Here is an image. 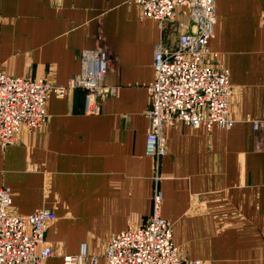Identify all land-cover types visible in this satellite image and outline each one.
Here are the masks:
<instances>
[{
    "label": "crops",
    "instance_id": "obj_1",
    "mask_svg": "<svg viewBox=\"0 0 264 264\" xmlns=\"http://www.w3.org/2000/svg\"><path fill=\"white\" fill-rule=\"evenodd\" d=\"M188 9L161 29L131 0H0V70L66 85L83 54L104 45L111 59L105 83L116 92L87 113L86 91L47 100L48 122L0 145V187L11 212H55L44 264L79 254L106 264L110 236L146 224L157 187L161 215L184 259L203 264H264V0H216L209 47L220 54L233 87L231 128L167 125L163 177L146 155L158 44L175 45L192 30Z\"/></svg>",
    "mask_w": 264,
    "mask_h": 264
},
{
    "label": "built area",
    "instance_id": "obj_2",
    "mask_svg": "<svg viewBox=\"0 0 264 264\" xmlns=\"http://www.w3.org/2000/svg\"><path fill=\"white\" fill-rule=\"evenodd\" d=\"M141 16L157 21L163 29L177 8L188 9L192 30L180 33L173 46L158 44L155 51V79L148 85L150 105L146 111L149 127L145 153L156 160L155 180L163 179L160 160L166 154L167 125L183 122L194 128L211 130L218 125L231 128L233 87L228 70L219 64L220 54L210 49L216 22V0H131ZM111 66L108 49L98 44L83 54L82 70L66 85L46 79L13 76L0 70V145L11 144L23 130H40L47 125V100L51 94L63 96L68 90L86 91V112L98 113L100 102L116 88L106 85ZM255 131L264 126L254 122ZM163 193L157 187L153 212L146 224L114 233L106 250V264H203L184 259L175 245L172 225L161 215ZM13 199L9 187H0V264H44L52 256L46 243L48 225L56 219L54 211L40 209L28 215L11 212ZM85 247L79 254L63 255V264H86ZM96 257L91 262L96 264Z\"/></svg>",
    "mask_w": 264,
    "mask_h": 264
}]
</instances>
